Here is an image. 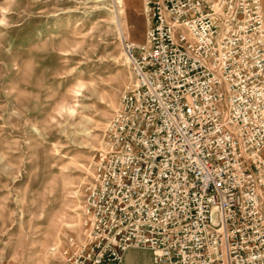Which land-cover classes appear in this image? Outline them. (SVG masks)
Segmentation results:
<instances>
[{"label": "built area", "instance_id": "obj_1", "mask_svg": "<svg viewBox=\"0 0 264 264\" xmlns=\"http://www.w3.org/2000/svg\"><path fill=\"white\" fill-rule=\"evenodd\" d=\"M67 264H264L261 0H143Z\"/></svg>", "mask_w": 264, "mask_h": 264}, {"label": "rangeland", "instance_id": "obj_2", "mask_svg": "<svg viewBox=\"0 0 264 264\" xmlns=\"http://www.w3.org/2000/svg\"><path fill=\"white\" fill-rule=\"evenodd\" d=\"M146 28L143 0H0V264H67Z\"/></svg>", "mask_w": 264, "mask_h": 264}, {"label": "crops", "instance_id": "obj_3", "mask_svg": "<svg viewBox=\"0 0 264 264\" xmlns=\"http://www.w3.org/2000/svg\"><path fill=\"white\" fill-rule=\"evenodd\" d=\"M128 256H129V253H127V254L125 253V254H124V261L126 260V258H127Z\"/></svg>", "mask_w": 264, "mask_h": 264}]
</instances>
